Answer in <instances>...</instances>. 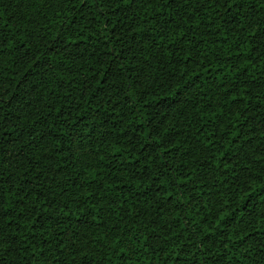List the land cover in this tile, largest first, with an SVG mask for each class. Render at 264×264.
I'll return each mask as SVG.
<instances>
[{"label": "trees", "instance_id": "obj_1", "mask_svg": "<svg viewBox=\"0 0 264 264\" xmlns=\"http://www.w3.org/2000/svg\"><path fill=\"white\" fill-rule=\"evenodd\" d=\"M0 264H264V0H0Z\"/></svg>", "mask_w": 264, "mask_h": 264}]
</instances>
